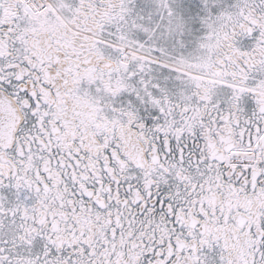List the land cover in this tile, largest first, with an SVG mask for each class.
I'll use <instances>...</instances> for the list:
<instances>
[{"label":"snow or ice","instance_id":"obj_1","mask_svg":"<svg viewBox=\"0 0 264 264\" xmlns=\"http://www.w3.org/2000/svg\"><path fill=\"white\" fill-rule=\"evenodd\" d=\"M0 264H264V0H0Z\"/></svg>","mask_w":264,"mask_h":264}]
</instances>
